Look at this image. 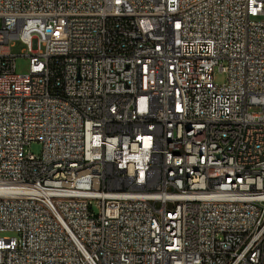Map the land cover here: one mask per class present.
I'll return each mask as SVG.
<instances>
[{"label": "built area", "instance_id": "1", "mask_svg": "<svg viewBox=\"0 0 264 264\" xmlns=\"http://www.w3.org/2000/svg\"><path fill=\"white\" fill-rule=\"evenodd\" d=\"M0 264H264V0H0Z\"/></svg>", "mask_w": 264, "mask_h": 264}, {"label": "bare ground", "instance_id": "2", "mask_svg": "<svg viewBox=\"0 0 264 264\" xmlns=\"http://www.w3.org/2000/svg\"><path fill=\"white\" fill-rule=\"evenodd\" d=\"M183 136H185L186 143L196 142L198 148H207L208 142L211 141V134L202 133V136H197L195 128H183ZM178 147V140L165 139L164 142H158L157 154L158 157L179 158L180 150ZM215 169V161L210 155L198 156V171H200V184H209L210 174Z\"/></svg>", "mask_w": 264, "mask_h": 264}, {"label": "rangeland", "instance_id": "3", "mask_svg": "<svg viewBox=\"0 0 264 264\" xmlns=\"http://www.w3.org/2000/svg\"><path fill=\"white\" fill-rule=\"evenodd\" d=\"M25 51V47L20 42H14L12 46L11 53L16 58V74L18 75H25L29 71V59L23 57V53ZM214 82L217 85H223L227 82V75L226 73H222L218 68L214 70ZM27 153H31L34 155H41L42 152V145L38 142L32 143L30 146L26 148ZM99 208L97 206L94 207V212L96 214L99 213ZM6 237H11V234H5Z\"/></svg>", "mask_w": 264, "mask_h": 264}]
</instances>
